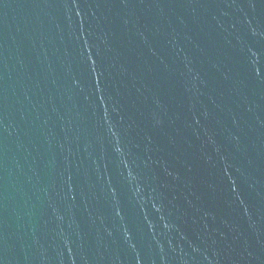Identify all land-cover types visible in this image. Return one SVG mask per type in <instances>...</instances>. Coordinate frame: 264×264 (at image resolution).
I'll return each instance as SVG.
<instances>
[{"label":"water","instance_id":"1","mask_svg":"<svg viewBox=\"0 0 264 264\" xmlns=\"http://www.w3.org/2000/svg\"><path fill=\"white\" fill-rule=\"evenodd\" d=\"M0 264H264V0H0Z\"/></svg>","mask_w":264,"mask_h":264}]
</instances>
